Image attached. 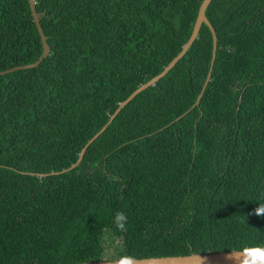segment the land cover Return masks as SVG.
<instances>
[{
	"label": "trees",
	"instance_id": "1",
	"mask_svg": "<svg viewBox=\"0 0 264 264\" xmlns=\"http://www.w3.org/2000/svg\"><path fill=\"white\" fill-rule=\"evenodd\" d=\"M49 52L0 75V264L264 249V0H33ZM42 45L0 0V71ZM123 213L125 220L117 216ZM122 225V226H121Z\"/></svg>",
	"mask_w": 264,
	"mask_h": 264
},
{
	"label": "water",
	"instance_id": "2",
	"mask_svg": "<svg viewBox=\"0 0 264 264\" xmlns=\"http://www.w3.org/2000/svg\"><path fill=\"white\" fill-rule=\"evenodd\" d=\"M29 4V9L33 21L35 23L37 32L40 37L42 52L36 61L30 64L14 66L4 71H0V75L12 72L14 70L19 69H28L36 67L43 58H45L49 52V46L46 43V37L43 34L41 26L39 24V17L34 10V1L27 0ZM210 0H202L198 10L197 15L191 30V33L187 39V41L182 45L180 51L168 62L166 66L163 67L162 71L157 75L151 77L149 80L139 85L136 89H134L124 100H122L115 110L109 116L107 122L86 142V144L82 147L76 162L71 164L68 168L62 169L59 173L69 171L74 168L80 161L86 147L100 134L102 133L108 124L112 121V119L116 116V114L140 91L146 89L149 86H152L158 79L163 77L168 70H170L174 64L184 55L190 44L197 37L199 28L201 24H204L208 27L211 37H212V49H211V58L209 62V68L204 80V83L201 87L200 93L198 94L194 105L198 104V101L204 91L212 70V65L215 57L216 51V36L213 27L210 22L205 17L204 11ZM78 264H264V253H261L259 257H254L251 250H231V251H220L213 253H191L188 255H178V256H161V257H148V258H139V259H130V258H120L108 261H87L81 262Z\"/></svg>",
	"mask_w": 264,
	"mask_h": 264
},
{
	"label": "clouds",
	"instance_id": "3",
	"mask_svg": "<svg viewBox=\"0 0 264 264\" xmlns=\"http://www.w3.org/2000/svg\"><path fill=\"white\" fill-rule=\"evenodd\" d=\"M117 219L119 221H123L125 220V216L123 213H119L117 216ZM122 226V225H121ZM252 254L254 255V257H259L261 253H264V249L261 248H256V249H252L251 250Z\"/></svg>",
	"mask_w": 264,
	"mask_h": 264
}]
</instances>
